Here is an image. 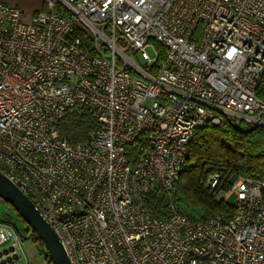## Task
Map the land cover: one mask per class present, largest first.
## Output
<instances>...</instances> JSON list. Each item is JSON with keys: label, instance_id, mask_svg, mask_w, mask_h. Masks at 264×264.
Returning a JSON list of instances; mask_svg holds the SVG:
<instances>
[{"label": "built area", "instance_id": "2783aa9c", "mask_svg": "<svg viewBox=\"0 0 264 264\" xmlns=\"http://www.w3.org/2000/svg\"><path fill=\"white\" fill-rule=\"evenodd\" d=\"M262 77L264 0H44L28 21L0 2V172L71 264H264V180L235 177L215 196L231 210L204 220L172 201L197 128L264 127ZM72 112L96 120L75 144L58 129ZM156 190L168 219L145 203ZM21 242L0 223V264H27Z\"/></svg>", "mask_w": 264, "mask_h": 264}, {"label": "trees", "instance_id": "16d2710c", "mask_svg": "<svg viewBox=\"0 0 264 264\" xmlns=\"http://www.w3.org/2000/svg\"><path fill=\"white\" fill-rule=\"evenodd\" d=\"M161 54L164 48L157 44ZM257 97L264 101V77L256 90ZM96 120L86 112H72L64 117L58 129L70 143L85 140L95 128ZM142 133L136 140L135 147H129L126 156L132 164L139 153L149 148ZM214 173L220 176V186L214 190L206 186L207 178ZM249 176L264 180V127H246L243 122L236 126L231 120L223 118L218 125L205 124L197 128L189 144L186 164L182 167L178 181L172 190V201L176 210L185 214L190 220H204L216 214L230 211L221 201L216 200V193L229 187L232 177ZM264 196V195H262ZM0 199L18 216L23 223V230L17 227L10 215L4 213L0 221L14 224L23 239L31 238L37 242L38 253L43 257V264L48 261L47 252L41 240L31 231L23 216L9 203ZM152 216L168 219L170 202L167 194L156 190L145 198ZM180 203H185L191 211L183 210Z\"/></svg>", "mask_w": 264, "mask_h": 264}, {"label": "water", "instance_id": "95a60500", "mask_svg": "<svg viewBox=\"0 0 264 264\" xmlns=\"http://www.w3.org/2000/svg\"><path fill=\"white\" fill-rule=\"evenodd\" d=\"M234 179L235 176L231 178V182ZM0 197L23 216L31 231L43 243L49 262L52 264H71L51 225L40 215L33 202L1 172ZM12 225L18 231L17 227ZM5 252L7 251L5 250Z\"/></svg>", "mask_w": 264, "mask_h": 264}, {"label": "rangeland", "instance_id": "374dc122", "mask_svg": "<svg viewBox=\"0 0 264 264\" xmlns=\"http://www.w3.org/2000/svg\"><path fill=\"white\" fill-rule=\"evenodd\" d=\"M29 13L24 10L22 18L25 21L29 20ZM146 52L148 53L149 56L154 57L156 55V48L153 46H148L146 47ZM233 197L229 198V201H232ZM180 207L183 210L186 211H191L190 208L186 206L185 203H180ZM4 213L9 214L11 217L10 219L16 222L17 227L19 229L23 230V223L20 222L18 219V216L15 214V212H12V210L0 199V216ZM0 223H4L3 221H0ZM21 249L23 251L24 257L27 259V264H43V257L38 253L37 250V242L32 241L31 238H22L21 242Z\"/></svg>", "mask_w": 264, "mask_h": 264}, {"label": "crops", "instance_id": "0c3cea01", "mask_svg": "<svg viewBox=\"0 0 264 264\" xmlns=\"http://www.w3.org/2000/svg\"><path fill=\"white\" fill-rule=\"evenodd\" d=\"M0 2L18 7L21 10L22 15L23 11L26 10L29 13V18L44 6V0H0Z\"/></svg>", "mask_w": 264, "mask_h": 264}]
</instances>
